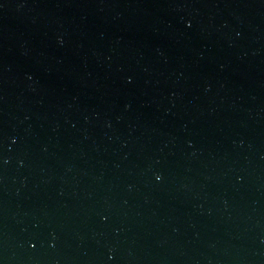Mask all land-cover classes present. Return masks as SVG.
<instances>
[{
	"label": "water",
	"instance_id": "water-1",
	"mask_svg": "<svg viewBox=\"0 0 264 264\" xmlns=\"http://www.w3.org/2000/svg\"><path fill=\"white\" fill-rule=\"evenodd\" d=\"M0 264H264V0H0Z\"/></svg>",
	"mask_w": 264,
	"mask_h": 264
}]
</instances>
